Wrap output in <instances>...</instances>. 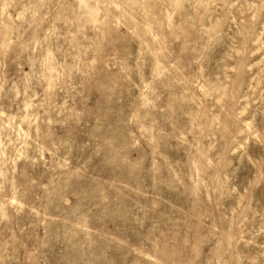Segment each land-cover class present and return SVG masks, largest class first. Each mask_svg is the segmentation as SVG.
<instances>
[{
    "label": "rangeland",
    "instance_id": "374dc122",
    "mask_svg": "<svg viewBox=\"0 0 264 264\" xmlns=\"http://www.w3.org/2000/svg\"><path fill=\"white\" fill-rule=\"evenodd\" d=\"M0 264H264V0H0Z\"/></svg>",
    "mask_w": 264,
    "mask_h": 264
}]
</instances>
